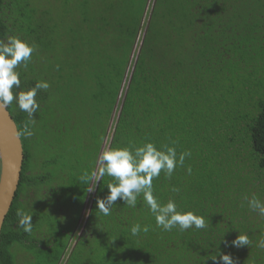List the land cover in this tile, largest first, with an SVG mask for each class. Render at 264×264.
Listing matches in <instances>:
<instances>
[{"label":"trees","instance_id":"16d2710c","mask_svg":"<svg viewBox=\"0 0 264 264\" xmlns=\"http://www.w3.org/2000/svg\"><path fill=\"white\" fill-rule=\"evenodd\" d=\"M71 2L0 0V40L16 36L36 48L17 69L15 91L50 84L36 96L34 134L19 135L23 163L0 264H222L218 253L264 264V217L245 199L264 201V0H153L148 11L147 0ZM115 105L106 150L153 142L190 152L171 178L153 180V194L204 216L206 228L162 230L142 195L136 207L118 198L110 215L98 211L112 177L88 189ZM7 110L21 131L27 113L15 102ZM17 209L32 214L30 233L18 226ZM135 223L149 231L133 236ZM239 234L251 244L233 246Z\"/></svg>","mask_w":264,"mask_h":264},{"label":"clouds","instance_id":"9594fccd","mask_svg":"<svg viewBox=\"0 0 264 264\" xmlns=\"http://www.w3.org/2000/svg\"><path fill=\"white\" fill-rule=\"evenodd\" d=\"M35 51V45L27 43L20 37L10 36L6 41L0 40V108H7L15 102L21 111L27 113L28 119L18 132V135L25 138L34 134L32 131L36 123L34 115L40 107L36 99L37 93L50 87L47 81H38L34 87L26 91H15L21 86L20 73L17 69L21 66L27 67ZM190 155L188 151L178 154L174 146L162 145L157 148L153 142L144 143L139 147L132 145L112 147L100 155L97 168L91 174L94 185L88 190H94L96 182L107 175L112 177V181L107 183L108 195L103 199H97L98 211L102 215L111 214L112 206L118 198L123 200L125 205L136 207L138 198L142 195L149 212L155 218L156 226L162 230L171 231L178 228L184 232L192 228L204 229L207 227L204 216L193 211L179 210L174 199L169 198L164 203L153 194V180L159 178L161 172L167 178H171L174 171L183 166L185 158ZM188 172L191 173V168ZM172 191L179 192L180 189L173 187ZM245 199L250 210L264 217V201L256 195ZM16 216L22 231L30 233L33 228L32 214L17 209ZM148 231L149 226H142L140 223H135L130 228L133 236ZM231 244L236 247L249 246L251 241L246 234H239ZM258 246L264 248V239L260 240ZM218 256L222 264H235L229 254L218 253ZM210 259L216 262L217 255H211Z\"/></svg>","mask_w":264,"mask_h":264},{"label":"water","instance_id":"95a60500","mask_svg":"<svg viewBox=\"0 0 264 264\" xmlns=\"http://www.w3.org/2000/svg\"><path fill=\"white\" fill-rule=\"evenodd\" d=\"M22 163L16 124L7 108H0V233L19 184Z\"/></svg>","mask_w":264,"mask_h":264},{"label":"rangeland","instance_id":"374dc122","mask_svg":"<svg viewBox=\"0 0 264 264\" xmlns=\"http://www.w3.org/2000/svg\"><path fill=\"white\" fill-rule=\"evenodd\" d=\"M75 1H77V0H72V2L70 3V5H69V8H74L76 5H75ZM92 2H94L95 0H91ZM152 2H153V0H147V6H146V8H145V11L147 10L148 11V8L150 9V7H151V5H152ZM39 5V4H38ZM76 10V9H75ZM62 13L64 12V11H61ZM64 15H66V14H64ZM66 18V17H65ZM67 19H69V23L68 24H70L73 20H75V18H67ZM144 16H143V19H142V23H141V29H140V31H139V33H138V36H137V39H136V42H135V44H134V47H133V50H132V53H131V56H130V62L132 61V58L134 57V54L138 51V48H139V46H138V44H139V40H140V38H141V36H142V32H143V28H142V24H143V22H144ZM64 21H66V19H63ZM67 48H68V46H67ZM59 61V60H58ZM58 63H60V62H58ZM66 64H68L69 65V67L70 68H72V67H74V66H76V60L74 59V57L73 58H69V63H68V60L66 61ZM77 71V70H76ZM75 71V72H76ZM130 72H131V67H130V63H129V65H128V67H127V69H126V71H125V74H124V81H123V84H122V87H121V90H120V93H119V95H118V98H117V100L119 101V106H120V103H121V99H122V88L125 86L124 85V83L126 84V80L128 79V77L130 76ZM50 74L48 75L47 74V76H46V79L50 82V81H52V78H50ZM126 79V80H125ZM118 105H115V107H114V110H113V113H112V115H111V119H110V121H109V124H108V128H107V132H106V137L104 138V141H103V143H102V145H101V149H100V153H99V155H98V158H97V162H96V164H95V170H96V168H97V163H98V159H99V157H100V155L104 152V151H106V149H107V147H108V140H109V137H110V135H111V133H112V127H113V125H112V123H113V119L114 118H116V116H117V114H118ZM92 181H93V179H92ZM90 187H92V183L90 184V186H89V188ZM42 193L43 194H45L46 193V190H42ZM89 194H91V191H89ZM88 209H89V204H88V199L86 200V203H85V207H84V211H83V214H82V219H86V214H87V211H88ZM82 219H80L79 220V223H78V226H77V228L76 229H74V232H75V234L77 235V236H79V235H81V232H82V229H79L81 226H83V224H82ZM74 241H69V244H70V249L73 247V245H74ZM25 254L24 253H22V252H17L16 253V258H17V260L19 261V263H21V262H23L24 260L22 259L23 258V256H24Z\"/></svg>","mask_w":264,"mask_h":264}]
</instances>
